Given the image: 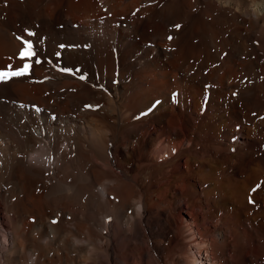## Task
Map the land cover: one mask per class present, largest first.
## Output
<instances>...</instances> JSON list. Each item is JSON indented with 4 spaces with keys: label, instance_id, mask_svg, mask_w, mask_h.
I'll use <instances>...</instances> for the list:
<instances>
[{
    "label": "bare ground",
    "instance_id": "6f19581e",
    "mask_svg": "<svg viewBox=\"0 0 264 264\" xmlns=\"http://www.w3.org/2000/svg\"><path fill=\"white\" fill-rule=\"evenodd\" d=\"M18 36L0 264H264V0H0Z\"/></svg>",
    "mask_w": 264,
    "mask_h": 264
},
{
    "label": "snow or ice",
    "instance_id": "6c2138e0",
    "mask_svg": "<svg viewBox=\"0 0 264 264\" xmlns=\"http://www.w3.org/2000/svg\"><path fill=\"white\" fill-rule=\"evenodd\" d=\"M175 28L179 29L181 27V25L177 24L174 26ZM26 35L27 36H34L35 33L26 30ZM18 40H20L22 42L23 47H21L19 49L18 52V59L20 61H22V66L21 67H17V68H13V66L11 64H9L8 66H6V68L0 69V82H6L9 81L13 78H17V77H25V76H30L31 75V70L33 68V58H35L34 63L36 65H40L44 62V60H42L38 54L37 51L35 50V46L34 43L31 39H25L23 37H17ZM169 40L173 39L172 36L168 37ZM66 47L65 45H60V48H64ZM56 57L59 59L62 55L61 52H57L55 53ZM60 71L62 72H66V73H73V69L67 68V67H63L60 68ZM76 71H79V69H76ZM81 80H85L87 77L86 75H80L79 77ZM100 87H103L102 85ZM176 99L175 94L173 95V100ZM159 101H156V104H159ZM35 107V106H34ZM86 108H91L93 106L91 105H85ZM153 107H155V105H153ZM36 111H40V109L36 108ZM149 111H151V109H149ZM55 118V117H53ZM260 185H257L256 188H259ZM256 188L253 189V191H256ZM250 203H254V201H252L250 199L249 201ZM110 219V218H109ZM58 221L56 219H54L52 221V223H57Z\"/></svg>",
    "mask_w": 264,
    "mask_h": 264
},
{
    "label": "rangeland",
    "instance_id": "374dc122",
    "mask_svg": "<svg viewBox=\"0 0 264 264\" xmlns=\"http://www.w3.org/2000/svg\"><path fill=\"white\" fill-rule=\"evenodd\" d=\"M196 263H197V264H204V263H202L201 261H199L198 259H197Z\"/></svg>",
    "mask_w": 264,
    "mask_h": 264
}]
</instances>
